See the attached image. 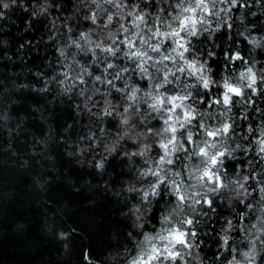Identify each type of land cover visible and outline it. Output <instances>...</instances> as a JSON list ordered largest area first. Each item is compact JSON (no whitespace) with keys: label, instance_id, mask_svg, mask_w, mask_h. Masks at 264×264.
Wrapping results in <instances>:
<instances>
[{"label":"trees","instance_id":"obj_1","mask_svg":"<svg viewBox=\"0 0 264 264\" xmlns=\"http://www.w3.org/2000/svg\"><path fill=\"white\" fill-rule=\"evenodd\" d=\"M97 3L99 8L91 0H16L9 9L0 6V264H128L137 241L143 239L142 233L152 231L153 224L146 221L154 207L150 210L138 193L128 189L147 187L139 174L148 157L131 153L139 152L156 138L136 136L147 131L144 126H128V136L124 137L126 126L118 123V117L98 120L93 115L102 111L105 100L121 112L127 105L120 92L95 80L101 74L95 69L103 68L96 58L90 59L91 53L81 52L71 42L80 40L81 33H90L93 41L110 43L109 31L117 33L120 24L131 29L128 11L135 9V14L142 10L151 19L168 4L123 0V18L103 28L85 17L96 12L98 22L107 23L106 14L121 15L103 0ZM219 3L216 0L213 9L219 15L206 17L204 27L209 31L193 39L197 55L215 72L213 61L223 60L221 49L239 52L247 63L237 61L228 67L237 79L249 66L254 71L262 70L264 0H238L236 7L225 0L224 11H220ZM209 35L212 38L205 39ZM209 51L220 56L209 57ZM109 62L121 66L127 63L111 58ZM84 67L93 75L83 73L86 83L81 84L73 75L81 74ZM64 72L69 79L62 85L59 81L64 79ZM181 79L194 82L187 76ZM137 81L144 83L129 72L114 84L122 88L125 83L131 86ZM88 97L91 99L86 107ZM229 116L235 118L236 135L228 144L231 148L242 146L234 153L236 159L230 161L236 164L239 176L230 169L229 179L243 182L245 175L256 179L246 185L251 196L237 197L226 190L225 197L217 199L218 210L200 217L199 247L186 258L188 264H221L224 257L231 259L220 246L225 234L240 253L248 249L251 235L260 234L250 225L259 227L264 219V202L259 200L258 191L261 184L257 183L264 182V160L255 143L264 129V96H252L250 103L237 105ZM136 119L133 116L138 124ZM109 121L114 126L110 127ZM151 124L159 128L162 121L153 120ZM249 127L255 129V136L248 132ZM133 136L136 139L129 138ZM244 137L251 139V145ZM154 155L155 151L148 154ZM101 161L103 168H97ZM240 199L250 201L253 207L244 209L247 215L240 221L239 234L225 231L226 220L235 224L240 218ZM137 209L143 213L139 220ZM142 223L144 228L140 227ZM237 258L242 259L241 255ZM223 264H227L226 259Z\"/></svg>","mask_w":264,"mask_h":264},{"label":"snow or ice","instance_id":"obj_2","mask_svg":"<svg viewBox=\"0 0 264 264\" xmlns=\"http://www.w3.org/2000/svg\"><path fill=\"white\" fill-rule=\"evenodd\" d=\"M103 3L116 9L125 7L123 0H103ZM154 3L168 4V7H160L151 19L142 10L135 14V9L128 11L131 29L127 24H120L114 37L110 35V43L93 41L90 33H81L80 40H72L71 43L80 51L84 48L80 41L90 45L87 48V52L92 54L89 58L95 57L103 66L102 70L100 67L95 69L101 73L95 76V80L106 82L120 92L127 105L121 112L111 101L105 100L106 106L93 115L98 120L106 117L116 120L118 117V123L126 126L124 137L128 136L129 125L144 126L147 131L140 135L146 133L147 137H159L155 142H152L153 139L145 143L139 152L131 153L132 156L148 157L139 174L147 187H130L128 191L138 193L149 209L154 207L155 210L146 221L153 224L152 231L142 233L143 239L137 241L135 254L128 264H188L186 258L192 255L194 248L199 247L200 217H207L209 212L218 210L217 199L224 198L226 190L237 197L251 196L246 185L256 177L245 175L243 182L229 179L230 169L239 176L235 173L236 164L230 161L236 159L234 153L242 148L239 144L235 148L228 144L236 135L235 118L229 113L241 103H250L252 96H264V64L261 65L262 70L257 71L247 67L237 79L228 72V67L237 61L247 63L239 52L233 54L231 49H221L223 60L213 61L217 65L215 72L206 60L199 58L193 39L198 40L209 31L204 25L207 16L217 15L213 11L216 0H175L174 6L172 0H154ZM230 3L233 7L238 6V0H230ZM91 4L100 7L97 0H91ZM122 18L106 14L107 23H103L98 22L96 12L85 17L94 25L102 24L103 28H109L114 19L118 22ZM109 34L112 32L109 31ZM211 38V35L205 37ZM98 53H103V58ZM206 55L219 57L220 53L209 51ZM109 58L127 63L121 66L109 62ZM129 72L138 75L144 83L137 81L131 86L125 83L124 87L117 88L114 81L122 80ZM83 73L93 75L88 68H82V73L75 78L81 84L86 83ZM62 75L64 79L60 83L69 79L67 72ZM181 76L190 77L194 82L182 80ZM128 114L135 116L139 123L130 120ZM153 120L157 123L162 121V126L157 128L152 125ZM212 120L216 123H211ZM109 126H114L111 121ZM248 132L252 136L256 134L253 127H249ZM244 139L251 145L249 137ZM255 143L260 159L264 160V129ZM154 151V156H148ZM103 166V161L96 164L97 168ZM257 183L261 184L259 200L264 202V182L257 180ZM238 203L243 204L237 213L240 218L235 224L232 220L225 221L228 225L225 231H236L237 234L242 230L238 228L240 221L247 215L244 209L253 207L250 201L245 203L244 199ZM261 210L264 211V206ZM137 211L141 213L137 216L139 220L143 213L140 209ZM140 227L144 228L145 224ZM250 227L259 229L257 239L264 243V219L260 220L259 227L257 224ZM220 246L232 257H224L221 264L225 259L227 264L239 261L237 257L241 253L227 234L221 237ZM243 255L251 258L250 252ZM260 259L264 262V255Z\"/></svg>","mask_w":264,"mask_h":264},{"label":"clouds","instance_id":"obj_3","mask_svg":"<svg viewBox=\"0 0 264 264\" xmlns=\"http://www.w3.org/2000/svg\"><path fill=\"white\" fill-rule=\"evenodd\" d=\"M16 4V0H8V2H5V0H0V6H2L4 9H9L11 5ZM224 11V10H221ZM117 14L118 15H123L122 9H117ZM217 15H219V13H217ZM0 16H3V13H0ZM205 24H207V21H205ZM114 37V33L112 32V34L108 33V37ZM90 45L87 44V47H84L83 49H81V52H87V48ZM63 49H61V55L63 56ZM73 61L75 62V56H73ZM87 74V73H86ZM78 73H74L73 75V79H75L77 77ZM61 84L63 85L64 82H61ZM65 91H68V89H65ZM95 91V89L93 90V92ZM91 99V97H88L85 101V106L87 107V100ZM129 119L131 120L133 118L132 114H128ZM130 128H134L133 126L129 125ZM136 136H140V133L138 132L136 134ZM130 139H136L135 136L133 137H129ZM144 138H147V134L145 133ZM159 137H156V139L152 142H155L156 140H158ZM177 144H179V141H177ZM256 233H259V229H254ZM258 235H251V240L249 242V247L246 251H242L241 252V257L242 259H239L238 262H233V264H264V262L261 261V253H264V251H262V249H264V243H262L259 239H257ZM254 242V243H253ZM244 252H250L251 253V258L245 257L243 255Z\"/></svg>","mask_w":264,"mask_h":264},{"label":"rangeland","instance_id":"obj_4","mask_svg":"<svg viewBox=\"0 0 264 264\" xmlns=\"http://www.w3.org/2000/svg\"><path fill=\"white\" fill-rule=\"evenodd\" d=\"M219 9H220V11L221 10H227V3H225V2L222 4L219 3Z\"/></svg>","mask_w":264,"mask_h":264}]
</instances>
